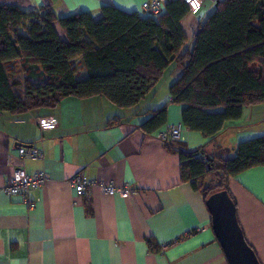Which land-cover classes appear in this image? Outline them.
I'll use <instances>...</instances> for the list:
<instances>
[{
  "label": "crops",
  "instance_id": "1",
  "mask_svg": "<svg viewBox=\"0 0 264 264\" xmlns=\"http://www.w3.org/2000/svg\"><path fill=\"white\" fill-rule=\"evenodd\" d=\"M145 0H0L23 8L50 6L57 13L89 11L95 20L101 7L141 10ZM218 0H203L200 9L181 20L188 41ZM84 75L80 58L74 60ZM179 69L170 66L133 107L120 108L103 96L67 97L54 107L20 113L0 112V187L12 172L44 170L47 182L29 193V209L17 195L0 192V264H228L211 227L202 193L192 180L180 178L174 151L204 146V151L234 155L244 140L264 135V103L245 106L211 142L181 122L182 105L170 99V84ZM166 105L165 124L181 123V138L168 149L140 126L152 111ZM53 116L54 127L37 119ZM120 117L106 126L109 118ZM20 147L37 148L42 157L22 158ZM129 184L128 195H108L99 186L75 193L71 179ZM228 191L245 239L264 264V165L250 167L228 181ZM152 238L158 252L147 248Z\"/></svg>",
  "mask_w": 264,
  "mask_h": 264
},
{
  "label": "trees",
  "instance_id": "2",
  "mask_svg": "<svg viewBox=\"0 0 264 264\" xmlns=\"http://www.w3.org/2000/svg\"><path fill=\"white\" fill-rule=\"evenodd\" d=\"M101 13L95 20L89 11L63 14L44 5L0 4V112L92 96L133 107L172 65L179 75L170 84V99L182 105V124L208 142L230 120H239L243 107L264 103V0H218L190 42L181 25L189 13L183 0H167L158 16L110 5ZM166 115V105L153 110L140 130L152 134ZM120 119L109 118L106 126ZM171 144L165 146L173 150ZM174 151L181 180H192L206 200L217 190L229 194L231 177L264 165V135L241 141L234 155H213L204 146ZM146 245L159 250L152 238Z\"/></svg>",
  "mask_w": 264,
  "mask_h": 264
},
{
  "label": "built area",
  "instance_id": "3",
  "mask_svg": "<svg viewBox=\"0 0 264 264\" xmlns=\"http://www.w3.org/2000/svg\"><path fill=\"white\" fill-rule=\"evenodd\" d=\"M190 12H196L200 9L203 0H183ZM167 0H145L141 4L140 12L142 14H151L158 16L165 7ZM37 123L41 128L54 127L57 125V120L53 116H43L37 119ZM183 126L181 123L165 124L159 129L155 137L161 143L165 144L168 141H178L181 138ZM18 154L22 158L36 159L42 157L41 150L37 148L20 147ZM48 174L44 170L28 173L23 167L16 168L6 183L0 187V192L7 195H17L31 209L34 207V201L29 199V193L32 190L43 186L48 180ZM72 186L76 194H83L91 186L97 185L100 190L108 195L118 193L119 195H128L134 190L129 184L115 186L111 182L101 180L87 179L82 172L76 174L71 179Z\"/></svg>",
  "mask_w": 264,
  "mask_h": 264
},
{
  "label": "water",
  "instance_id": "4",
  "mask_svg": "<svg viewBox=\"0 0 264 264\" xmlns=\"http://www.w3.org/2000/svg\"><path fill=\"white\" fill-rule=\"evenodd\" d=\"M217 5V2H216ZM208 160L209 157L206 155ZM211 227L228 264H261L256 252L245 239L239 224L236 205L228 192L217 190L205 200Z\"/></svg>",
  "mask_w": 264,
  "mask_h": 264
}]
</instances>
